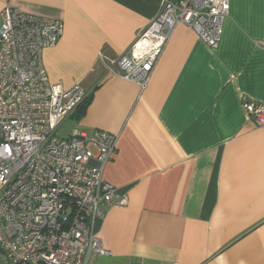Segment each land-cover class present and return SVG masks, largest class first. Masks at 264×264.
Here are the masks:
<instances>
[{"label":"crops","instance_id":"0c3cea01","mask_svg":"<svg viewBox=\"0 0 264 264\" xmlns=\"http://www.w3.org/2000/svg\"><path fill=\"white\" fill-rule=\"evenodd\" d=\"M164 1L0 0V15L63 22L44 67L91 98L68 119L119 136L104 179L129 204L106 212L98 233L111 254L89 264H264V128L243 106L264 107V0H230L214 48L180 25L145 90L108 74L101 54L119 58Z\"/></svg>","mask_w":264,"mask_h":264},{"label":"built area","instance_id":"2783aa9c","mask_svg":"<svg viewBox=\"0 0 264 264\" xmlns=\"http://www.w3.org/2000/svg\"><path fill=\"white\" fill-rule=\"evenodd\" d=\"M230 15V0H165L158 15L117 59L101 54L107 73L139 85L149 81L175 30L191 27L214 48ZM0 25V257L9 264H89L106 256L98 225L106 212L129 204L104 179L119 136L57 132L85 102L80 84L50 82L44 50L64 32L59 19L6 6ZM251 121L264 128V107L243 99Z\"/></svg>","mask_w":264,"mask_h":264},{"label":"rangeland","instance_id":"374dc122","mask_svg":"<svg viewBox=\"0 0 264 264\" xmlns=\"http://www.w3.org/2000/svg\"><path fill=\"white\" fill-rule=\"evenodd\" d=\"M77 128V120L75 118L68 119L59 128L57 135L59 138H66L76 131Z\"/></svg>","mask_w":264,"mask_h":264},{"label":"trees","instance_id":"16d2710c","mask_svg":"<svg viewBox=\"0 0 264 264\" xmlns=\"http://www.w3.org/2000/svg\"><path fill=\"white\" fill-rule=\"evenodd\" d=\"M90 100L91 98L88 97L85 102L77 109V116L80 117V116H83L89 103H90Z\"/></svg>","mask_w":264,"mask_h":264}]
</instances>
